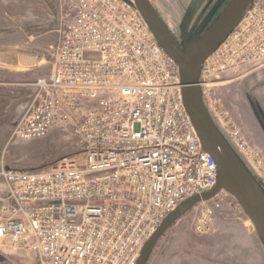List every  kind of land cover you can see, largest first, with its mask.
Returning <instances> with one entry per match:
<instances>
[{"label":"built area","instance_id":"obj_1","mask_svg":"<svg viewBox=\"0 0 264 264\" xmlns=\"http://www.w3.org/2000/svg\"><path fill=\"white\" fill-rule=\"evenodd\" d=\"M49 73L12 140L66 133L75 156L37 171L0 166V242L41 264H137L145 245L184 201L218 183L186 110L178 65L133 0H61ZM264 68V0L203 64V100L264 185V159L221 106L227 76ZM240 208L227 192L200 204L194 223L209 235L219 214Z\"/></svg>","mask_w":264,"mask_h":264},{"label":"rangeland","instance_id":"obj_2","mask_svg":"<svg viewBox=\"0 0 264 264\" xmlns=\"http://www.w3.org/2000/svg\"><path fill=\"white\" fill-rule=\"evenodd\" d=\"M149 2L173 36L181 35L185 20L192 16L186 29L191 41L205 22L209 26L219 17L227 0ZM61 4V0H0V166L37 171L75 156L66 133L52 131L32 142L12 140L33 99L31 84L49 73L48 58H41L59 40ZM237 77L227 76L229 81L218 87L221 106L264 159V68ZM224 137L253 174L225 133ZM199 211L197 205L167 231L147 264H264V243L241 206L226 208L206 236L194 232ZM0 264L41 263L35 255L14 252L0 242Z\"/></svg>","mask_w":264,"mask_h":264},{"label":"water","instance_id":"obj_3","mask_svg":"<svg viewBox=\"0 0 264 264\" xmlns=\"http://www.w3.org/2000/svg\"><path fill=\"white\" fill-rule=\"evenodd\" d=\"M253 2L254 0H232L224 12L204 31L207 25L205 22L191 41L186 37V29L192 19L190 16L183 24L185 42L181 48L164 26L149 0H133L134 7L143 17L156 41L180 69L186 110L204 150L216 163L218 180L217 186L212 191L184 201L165 219L145 245L137 264H147L160 239L187 212L203 202L212 200L223 191L239 203L264 243V185L247 164L253 174L248 170L224 137V132L203 100L199 86L204 62L235 30Z\"/></svg>","mask_w":264,"mask_h":264},{"label":"flooded vegetation","instance_id":"obj_4","mask_svg":"<svg viewBox=\"0 0 264 264\" xmlns=\"http://www.w3.org/2000/svg\"><path fill=\"white\" fill-rule=\"evenodd\" d=\"M208 27V25H207ZM207 27H205L204 31L207 29ZM175 41L178 43V45L183 48V45H184V42H185V39L183 38V29H182V32H181V35L180 36H173ZM186 37H188L187 35V32H186Z\"/></svg>","mask_w":264,"mask_h":264},{"label":"trees","instance_id":"obj_5","mask_svg":"<svg viewBox=\"0 0 264 264\" xmlns=\"http://www.w3.org/2000/svg\"><path fill=\"white\" fill-rule=\"evenodd\" d=\"M231 1H232V0H227V2H226L225 5H224V6H225V9L227 8V6L230 4ZM219 9H220V8H219ZM225 9H223V10H222L217 16H220V15L224 12ZM216 14H217V13H216ZM210 25H211V24H210ZM210 25H209V26H210ZM209 26H208V27H209ZM208 27H207V28H208Z\"/></svg>","mask_w":264,"mask_h":264},{"label":"bare ground","instance_id":"obj_6","mask_svg":"<svg viewBox=\"0 0 264 264\" xmlns=\"http://www.w3.org/2000/svg\"><path fill=\"white\" fill-rule=\"evenodd\" d=\"M43 61V60H42Z\"/></svg>","mask_w":264,"mask_h":264}]
</instances>
